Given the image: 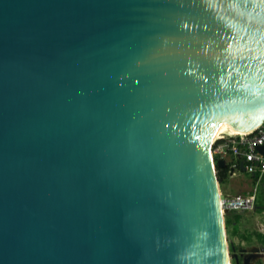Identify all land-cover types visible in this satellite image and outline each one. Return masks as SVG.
<instances>
[{
	"label": "water",
	"instance_id": "95a60500",
	"mask_svg": "<svg viewBox=\"0 0 264 264\" xmlns=\"http://www.w3.org/2000/svg\"><path fill=\"white\" fill-rule=\"evenodd\" d=\"M263 118L264 0H0V264H228Z\"/></svg>",
	"mask_w": 264,
	"mask_h": 264
},
{
	"label": "rangeland",
	"instance_id": "374dc122",
	"mask_svg": "<svg viewBox=\"0 0 264 264\" xmlns=\"http://www.w3.org/2000/svg\"><path fill=\"white\" fill-rule=\"evenodd\" d=\"M227 160V159H226ZM219 192L247 193L256 191V205L240 213L222 211L228 264H237L235 255L247 256L249 264H264V178L256 184L245 171L218 182Z\"/></svg>",
	"mask_w": 264,
	"mask_h": 264
},
{
	"label": "built area",
	"instance_id": "2783aa9c",
	"mask_svg": "<svg viewBox=\"0 0 264 264\" xmlns=\"http://www.w3.org/2000/svg\"><path fill=\"white\" fill-rule=\"evenodd\" d=\"M264 145V118L252 130L235 136L221 135L212 142V155L224 159L232 157L228 176H233L237 167V161L241 160L244 171L248 174H258V179L264 175V153L258 150V146ZM239 164V165H240ZM256 191L251 193L220 194L222 211L242 212L251 210L256 205Z\"/></svg>",
	"mask_w": 264,
	"mask_h": 264
},
{
	"label": "trees",
	"instance_id": "16d2710c",
	"mask_svg": "<svg viewBox=\"0 0 264 264\" xmlns=\"http://www.w3.org/2000/svg\"><path fill=\"white\" fill-rule=\"evenodd\" d=\"M218 159V156H214V161L216 162ZM233 160L231 159L229 162H226V165L223 166V167H219L218 165H215V174H216V178L218 180L219 183H222L224 181V179L226 177H228V173H229V167H230V163L232 162ZM241 160H238L237 161V167L239 168V164H240ZM252 175V174H250ZM254 177H257L258 174L255 173L253 175Z\"/></svg>",
	"mask_w": 264,
	"mask_h": 264
},
{
	"label": "crops",
	"instance_id": "0c3cea01",
	"mask_svg": "<svg viewBox=\"0 0 264 264\" xmlns=\"http://www.w3.org/2000/svg\"><path fill=\"white\" fill-rule=\"evenodd\" d=\"M224 159H225L226 162H229V161L232 159V157H231V156H227V157H225ZM226 159H227V160H226ZM239 170H240V171H243V170L240 169V166H239ZM253 175H254V174H252L251 176L253 177V180L255 181L256 184L260 183L261 180L264 178V175H263L262 177H260V179H258V176H257V177H254ZM228 177H229V176H228ZM228 177H227V178H228ZM247 193H251V192H247ZM223 194H235V193L226 192V193H223ZM243 194H244V193H243ZM245 194H246V193H245ZM256 198H257V197H256ZM238 213H240V212H238Z\"/></svg>",
	"mask_w": 264,
	"mask_h": 264
},
{
	"label": "flooded vegetation",
	"instance_id": "af4514ba",
	"mask_svg": "<svg viewBox=\"0 0 264 264\" xmlns=\"http://www.w3.org/2000/svg\"><path fill=\"white\" fill-rule=\"evenodd\" d=\"M243 254V251H240L239 253V256H237V264H243L244 263V259L247 257V256H242ZM250 261V260H249Z\"/></svg>",
	"mask_w": 264,
	"mask_h": 264
},
{
	"label": "bare ground",
	"instance_id": "6f19581e",
	"mask_svg": "<svg viewBox=\"0 0 264 264\" xmlns=\"http://www.w3.org/2000/svg\"><path fill=\"white\" fill-rule=\"evenodd\" d=\"M240 134H242V133H240ZM221 135H226V134H221ZM221 135H219V136H221ZM235 135H238V134L228 135V136H235ZM216 137H218V136H216ZM216 137H214V138H216ZM214 138H211V139L214 140Z\"/></svg>",
	"mask_w": 264,
	"mask_h": 264
}]
</instances>
